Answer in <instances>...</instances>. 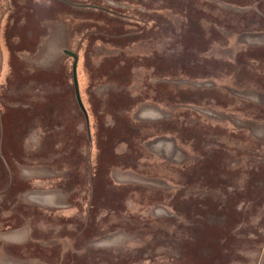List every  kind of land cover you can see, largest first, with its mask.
I'll use <instances>...</instances> for the list:
<instances>
[{
	"label": "rangeland",
	"instance_id": "374dc122",
	"mask_svg": "<svg viewBox=\"0 0 264 264\" xmlns=\"http://www.w3.org/2000/svg\"><path fill=\"white\" fill-rule=\"evenodd\" d=\"M0 264H264V0H0Z\"/></svg>",
	"mask_w": 264,
	"mask_h": 264
},
{
	"label": "water",
	"instance_id": "95a60500",
	"mask_svg": "<svg viewBox=\"0 0 264 264\" xmlns=\"http://www.w3.org/2000/svg\"><path fill=\"white\" fill-rule=\"evenodd\" d=\"M64 54H66L67 56L73 58V65H72V76H73V84H74V89H75V95H76V100H77V103L80 107V109L82 110V112L84 113V115L87 117L86 115V111L83 107V104H82V101H81V98H80V94H79V86H78V80H77V64H78V57L66 50L64 51Z\"/></svg>",
	"mask_w": 264,
	"mask_h": 264
}]
</instances>
